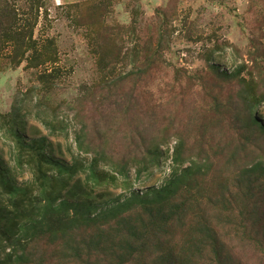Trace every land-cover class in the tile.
Wrapping results in <instances>:
<instances>
[{
	"label": "rangeland",
	"instance_id": "374dc122",
	"mask_svg": "<svg viewBox=\"0 0 264 264\" xmlns=\"http://www.w3.org/2000/svg\"><path fill=\"white\" fill-rule=\"evenodd\" d=\"M11 10L25 34L37 18L34 38L54 42L55 63L11 58ZM0 42V169L28 190L0 216V260L13 252L3 234L41 194L40 169L52 173L30 148L43 140L67 164L80 142L84 160L117 177L76 191L96 215L161 188L177 146L198 170L188 192L154 205L165 213L155 221L136 205L87 222L52 215L23 264H264V0H0ZM111 161L127 164L130 191ZM183 203L185 217H173Z\"/></svg>",
	"mask_w": 264,
	"mask_h": 264
},
{
	"label": "trees",
	"instance_id": "16d2710c",
	"mask_svg": "<svg viewBox=\"0 0 264 264\" xmlns=\"http://www.w3.org/2000/svg\"><path fill=\"white\" fill-rule=\"evenodd\" d=\"M37 13L38 12H36V16L38 17ZM9 14L11 19L4 39L8 40L7 42L12 46L11 58L15 61L18 60V63H23L25 60H28L37 68L55 63L51 58V53L55 51L54 42H47V44L45 43L46 45L43 44V46H41L34 38L36 24L33 22H36L37 18H35L33 22H29L27 26L28 33L25 34V31H22L17 23V12L11 10ZM19 21L23 22L24 20ZM15 26H18V29L14 30ZM2 44L3 43L0 42V46ZM0 51H2V49ZM254 122L255 124L258 123L255 117ZM77 140H80L79 136ZM78 145L81 153L78 157L74 158V162L71 164L50 159L49 156L44 153L47 147L43 140L36 142L34 146L30 147L35 150V154H38L41 161L48 165L52 173L40 169L38 181L41 186V194L30 212H28L29 216L24 220L23 224L16 222L9 233L3 234L4 243H7L6 245L10 249L13 245V252L6 254L5 257L0 260V264L25 263L29 258L27 255L28 246L44 232L46 227H49V221L52 215L60 213L68 216L73 214V216L76 217V221L83 220L87 222L92 219H98L100 216L117 215L121 211L128 210L133 207V205H136L143 207L148 218L155 221L164 216L165 213L163 210L155 212L154 205L172 201V198L177 195L178 191L188 192L192 184L196 182V179H194V172L198 170L197 164L191 163V166H185L180 152L182 146H177L173 149V156L170 157L172 164L170 166L169 178L161 188L152 189L143 197L138 196V194H132L131 197L126 199L123 203H119V205L113 208L108 207L107 210L104 212L101 211L100 214L96 215L94 212L97 211L99 207L90 204L88 198H76V191L79 190V187H82L86 192L94 193L96 189L107 185L109 181L116 183L117 177L115 175L112 176L110 173L108 175L106 172H101L102 170L97 160H93L91 163H89L88 160H84L81 154H86L88 152L85 151L84 144L79 142ZM147 151H149L148 148ZM81 159L83 162L80 161ZM21 160L23 159L19 158L20 162ZM159 160L158 165L161 166V163L167 160V158L161 157ZM142 167V172L148 171L147 163L144 162ZM110 170L126 178L124 187L125 190L130 191L131 184L128 183V177H126L127 164L126 166L125 164L118 165L115 161H111ZM79 176H85L84 181H82V179H77ZM54 182H61L64 184L63 190L68 191L71 198H63L61 196L62 190H60V192L59 190H55V186H53ZM26 197H28L27 188H20L13 185L7 174L0 169V216L5 215L6 212L9 216L11 209H17L16 207L18 204L24 202ZM66 199H70L72 202ZM152 206L153 208H150ZM187 212L188 208L185 206V203H183V206L174 213L175 215H173V217L182 219ZM14 213H16V210H14ZM225 213H227L228 217L231 214L228 210H225ZM67 220L70 221L71 219L68 218ZM16 230L18 231L15 232ZM206 231L209 237H211L210 246H208L209 249L213 247L212 253L217 258H220L221 253L218 250V244L220 239L223 238L220 231H217L210 223L206 226ZM15 246L18 248L21 247V254L16 251Z\"/></svg>",
	"mask_w": 264,
	"mask_h": 264
}]
</instances>
